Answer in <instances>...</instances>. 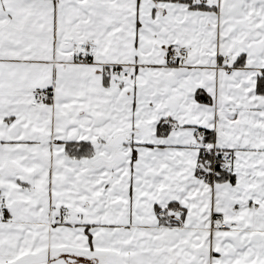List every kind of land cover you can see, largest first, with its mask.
I'll list each match as a JSON object with an SVG mask.
<instances>
[{"label":"snow or ice","instance_id":"obj_1","mask_svg":"<svg viewBox=\"0 0 264 264\" xmlns=\"http://www.w3.org/2000/svg\"><path fill=\"white\" fill-rule=\"evenodd\" d=\"M0 264H264V0H0Z\"/></svg>","mask_w":264,"mask_h":264}]
</instances>
